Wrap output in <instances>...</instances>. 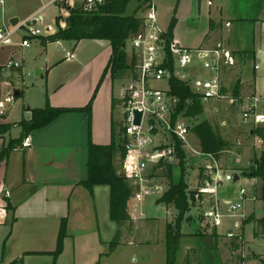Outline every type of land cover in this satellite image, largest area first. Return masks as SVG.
I'll use <instances>...</instances> for the list:
<instances>
[{"label":"rangeland","instance_id":"1","mask_svg":"<svg viewBox=\"0 0 264 264\" xmlns=\"http://www.w3.org/2000/svg\"><path fill=\"white\" fill-rule=\"evenodd\" d=\"M48 1L50 0H4L3 11L0 7V27L5 23L7 27L13 28L10 20L12 16L18 18L20 24L28 18L38 15H43L45 23L64 27L62 23L68 16L66 6L50 5L40 9ZM147 2V0H128L124 14L136 15L145 20ZM155 4L159 24L165 33L170 32V25L174 21L172 39L184 47H195L201 44L209 31L210 11L223 10L224 23L220 28L224 29V39L238 49L237 67L230 68L223 74V84L227 89L226 98L202 104L200 120L211 123L230 146L222 151L203 154L198 136L191 131L190 141L202 153L197 154L183 144L182 149L185 153L181 159L183 160L182 165L177 163L175 158L177 155L174 154L167 163L170 166L163 163L159 167L151 168L149 175L153 177L152 183L156 185L155 192L147 195L143 200L135 199L133 194L129 210L132 215L140 218L132 217L131 222L118 224L111 220L109 210L98 198V208L93 207L91 212H86V214H89L94 220L95 227L93 228L96 239L101 237L104 241L103 245H107L106 251L109 252V258L103 257L102 264L104 261L108 264H166V224L174 223L177 210L174 207L166 206L163 202H158L163 188H168L172 182L177 183L181 178H185L188 184L191 216L190 219L185 218L181 230L182 232L197 230L202 225L203 210L212 199L206 192L200 193L199 198L196 196V193L199 192L196 184L199 168L211 165V168L215 170L220 169L221 174H240L250 177L245 176V172H251L256 159H259L264 151V142L257 145L254 140L256 134L252 135L251 133L258 127H264V121L257 124L253 121L252 116L247 120L244 118L247 104L254 102L248 97L254 94L261 99L257 104V111L264 114V26H258L255 23L256 18H264V0H155ZM23 34H25V30L21 28L12 37L11 44L0 46V101H4L6 104L4 109H0V116L9 112L7 118H3L12 122L21 119L24 108L34 105L33 103L41 95L46 81V69L50 67V65L47 66V62L53 59L58 61L66 56L67 51L70 52L73 46V42L67 40L52 41L44 46L39 42V38L46 36H37L32 40L30 47L20 48L19 43ZM164 37L167 39L166 35ZM130 44V39L123 42L119 51L122 52L121 57L118 56L114 62L116 76L123 79L116 82L115 92L118 95L121 94L123 88L132 85V81L135 79L133 74L136 59ZM254 49L262 51L258 54V58H255L253 54ZM9 60L18 63L19 66H8ZM255 64H259L260 68L255 70ZM39 71L42 74H39ZM242 77L249 80L243 82ZM238 81H240V96L234 95ZM255 82L256 90L252 88V84ZM158 86L165 88L166 82L158 83ZM15 90L20 91L19 96H14ZM10 95L13 98L8 102L6 97ZM195 119L184 115L178 118L179 122L183 121L189 125V128ZM115 120L117 124L121 125L125 122L123 111L120 108L115 109ZM10 133L17 135L18 129L12 127ZM166 137L169 142H175L174 138L170 139L168 133H166ZM172 137L178 138L176 134ZM165 140L163 142L167 143L166 138ZM179 157L181 158L182 155L179 154ZM114 162L117 172L122 175L119 154L116 155ZM240 182V180L234 181L230 185L233 188L242 183L252 184V181L247 180ZM257 186V199L245 201L246 217L238 220L239 226H234L232 218L226 219L222 226L224 229L232 227L242 235L247 254L245 258L235 257L228 244L221 239H217L213 244V239L211 242L200 239L198 241L190 237L191 235L185 234L181 240L175 264H186L187 261H189L187 264H264V180L260 179ZM108 188L107 185H104L101 190L106 191ZM142 213L144 217H142ZM197 236L203 237V235ZM114 239L119 242L115 245L116 248L111 247V242ZM121 240L124 241L121 242ZM206 247L208 249H205ZM106 251L104 252L106 253ZM90 253L89 255H91ZM147 254L151 255L149 260L146 259ZM89 255H86L84 264H100L97 256L92 259V256L90 258Z\"/></svg>","mask_w":264,"mask_h":264},{"label":"crops","instance_id":"2","mask_svg":"<svg viewBox=\"0 0 264 264\" xmlns=\"http://www.w3.org/2000/svg\"><path fill=\"white\" fill-rule=\"evenodd\" d=\"M0 7L3 11L4 7ZM222 16L223 10L210 11L208 36L201 44L222 43L238 57L235 45L224 39V29L220 28L224 23ZM255 23L264 26V18H256ZM39 42L44 46L51 43L42 38ZM70 42L73 46L66 56L47 62L50 67L46 69L41 95L34 105L24 108L21 119L12 122L5 119L8 114L0 116V123H10L18 129L17 135L10 133L12 127L0 130V264H84L89 252V257L97 256L100 264L103 257L109 258L107 245H103L101 237L96 239L94 220L86 212L90 213L93 207L97 209L100 198L110 215V187L107 185L106 191L101 190L104 185L89 189L82 181L88 177L90 143L109 145L112 142L117 124L115 109L118 108L114 99L121 100L125 88L120 95L116 94V82L123 79L113 73V48L109 40ZM261 52L254 49L255 58ZM242 79L243 82L249 80ZM252 85L256 90V82ZM89 103L90 115L82 110ZM47 106L66 111L48 125L33 130L28 135L31 137L29 146L22 142L8 152L10 143L22 135L21 122L32 118L33 109ZM251 133L254 135L253 131ZM257 139L264 142L263 137L255 135L254 140ZM196 184L199 185V180ZM166 189L163 188V192ZM63 224L66 235L62 249L54 255ZM199 228L183 233L211 242L209 235H196ZM150 257L146 255V259Z\"/></svg>","mask_w":264,"mask_h":264},{"label":"built area","instance_id":"3","mask_svg":"<svg viewBox=\"0 0 264 264\" xmlns=\"http://www.w3.org/2000/svg\"><path fill=\"white\" fill-rule=\"evenodd\" d=\"M108 0H50L44 8L50 5L57 7L66 6V9H79L85 13H91ZM211 3V1H210ZM4 6V0H0ZM143 29L130 39L131 48L134 50L136 59L135 79L132 85L124 89L123 96L118 103V108L123 111L124 124V147L126 153L123 158L119 156L122 175L134 186V198L143 200L147 195L155 192L156 185L149 170L153 167L167 164L175 154L174 142H169L166 137L168 133L171 140L173 134L182 140L191 151L201 154L202 151L190 141L191 132L189 125L177 119L172 123V117L176 112L178 98L172 94L170 79L174 75L184 81L190 89L198 95L204 104L211 100L224 99L227 92H223V74L226 70L237 64L234 52L222 43L203 44L195 47L180 46L173 39L168 42L164 37L165 30L159 24L157 6L155 0H148ZM65 26V23H62ZM37 25V26H34ZM24 28L20 48H28L32 40L37 36H49L58 31L59 25L45 23L43 15L32 16L19 24L9 28L3 23L0 27V46L11 44L12 37ZM10 67L19 66L18 63L8 61ZM172 66V68H171ZM258 69L259 65L256 64ZM166 82V87L158 86V83ZM12 95L6 97L10 102ZM254 100L248 103L244 111V118L250 116L257 124L264 121V114L258 113L257 104L260 98L257 95L249 96ZM6 106L0 101V109ZM143 112L140 125L134 124L135 111ZM5 114V113H3ZM2 114V115H3ZM258 126V125H257ZM167 143L163 142L166 141ZM261 142L262 140H256ZM31 137L27 136L24 146H29ZM205 154V153H203ZM211 168V165L207 166ZM210 180L204 185L198 186L200 193L206 192L212 198L203 210L202 227L215 229L218 238L228 244L235 257L245 258V242L242 235L234 228L224 229L223 223L232 218L234 226L246 217L244 204L247 200H256L258 191V177H244L240 174H221L220 169L211 170ZM243 180L252 181L251 185L241 184L228 191L231 182ZM240 182V183H241ZM222 192V193H221ZM224 196V197H223ZM200 201V200H199ZM143 214V213H142Z\"/></svg>","mask_w":264,"mask_h":264},{"label":"trees","instance_id":"4","mask_svg":"<svg viewBox=\"0 0 264 264\" xmlns=\"http://www.w3.org/2000/svg\"><path fill=\"white\" fill-rule=\"evenodd\" d=\"M128 0H108L106 4L100 6L97 10L91 13H85L79 9H70L69 14L66 17L65 26L59 27L55 34L41 37L43 41H80L82 39H107L111 42L113 48V56L111 59V67L114 75L116 76L115 60L118 56L121 57L122 52H119L122 44L125 40L135 37L142 29L144 20L136 15H125V9ZM175 22L170 25V32L165 33L167 41L170 42L173 38V27ZM210 24V29H211ZM171 36V38H170ZM208 34L205 36L207 38ZM172 68V66H171ZM172 94L178 98L176 112L172 117V123L174 124L179 116H191L192 118L200 117V109L202 102L197 94H195L190 87L176 76H172L170 79ZM223 92H227L224 87ZM234 95L240 96V81L237 82L234 89ZM120 100L114 99V103H119ZM88 115H90V103L83 108ZM66 111L64 108H56L47 106L45 108L33 109V116L28 121H22L23 127L22 135L13 140L10 143L7 151L14 150L20 145L24 139L33 131L42 128L54 119H56L61 113ZM5 113L4 115H7ZM11 128L10 123H0V130ZM194 132L199 140L200 145L204 153H211L216 151H222L229 148V143L223 140L219 135L218 130L206 120H199L194 122L190 128ZM257 131V133H256ZM254 135H258L264 138V127H258L254 130ZM174 136V134H173ZM174 138L175 156L177 163L182 165L184 157V149H182V141L176 137ZM125 136L124 128L121 124H115V131L113 139L109 145H97L90 143L89 145V158H88V177L82 181V184L89 189L97 185H108L110 187V217L111 220L121 224L123 222H131L132 216L130 213L129 204L134 194V186L131 185L127 179L119 174L116 169L114 159L119 154L121 158L124 157L126 149L124 147ZM9 149V150H8ZM179 154L182 157H179ZM169 165V164H167ZM170 166V165H169ZM159 167V166H157ZM186 167V164H185ZM171 169V168H169ZM215 170L208 167H200L198 173L199 186L204 185L210 180V171ZM245 176L258 177L264 180V151L259 159H256V163L251 169V172H245ZM188 184L185 178L177 183H171L168 188L159 197L158 202H163L166 206L175 208L177 215L174 219V223L166 224V264H175L177 262L178 251L180 250L181 240L185 236L182 232V224L189 215V197H188ZM264 194V191H263ZM200 232L196 235H209L213 239V244L216 243L218 234L215 229L200 226ZM66 235L65 224L61 229L59 236V242L57 249L53 252L54 255H58L62 249V239ZM119 242L114 239L111 242V246H115ZM18 262V260H15ZM189 261H187L188 263ZM15 263V262H13ZM186 263V264H187ZM201 264V263H198Z\"/></svg>","mask_w":264,"mask_h":264},{"label":"water","instance_id":"5","mask_svg":"<svg viewBox=\"0 0 264 264\" xmlns=\"http://www.w3.org/2000/svg\"><path fill=\"white\" fill-rule=\"evenodd\" d=\"M18 18H13L11 20V23L12 24H15L16 22H18ZM126 45V44H125ZM20 94V91L19 90H15L14 92V96H19ZM142 115H143V112L142 111H139V110H136L135 111V120H134V124L136 125H140L141 124V121H142ZM201 118L200 117H197L195 120H193V122H197L199 121ZM236 179L238 180L239 179V176L236 175ZM228 191L231 193L233 191V188H229ZM189 215H190V212H189Z\"/></svg>","mask_w":264,"mask_h":264}]
</instances>
